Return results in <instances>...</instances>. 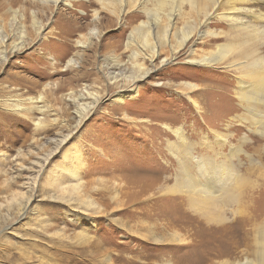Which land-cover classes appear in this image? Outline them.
<instances>
[{"label":"rangeland","instance_id":"1","mask_svg":"<svg viewBox=\"0 0 264 264\" xmlns=\"http://www.w3.org/2000/svg\"><path fill=\"white\" fill-rule=\"evenodd\" d=\"M94 10L100 14L102 34L99 40H91L81 66L67 71L65 64L77 51L72 48L73 41L87 32ZM13 11L19 13V24L12 26ZM32 11L36 22L47 24L42 37L36 35ZM136 16L133 10L117 21L96 0H66L56 7L32 0H0V27L9 36L7 45L18 41L20 33L30 45L6 54V61L0 62V264H218L230 257L253 260L251 254L244 253V240L254 222L264 224V138L237 124L225 129L227 118L240 114L231 109L236 104L235 78L225 69L187 63L183 53L136 83L133 97L115 101L118 89L99 67L108 58L127 60L123 45L131 28L142 21ZM222 26L209 28L220 30L225 28ZM79 27L86 30L73 33ZM48 31V41L43 40ZM194 45L196 40L191 43ZM85 72L91 75L82 77ZM181 83L192 84L195 90L187 93L161 85ZM48 84L64 89L55 94L43 89ZM85 86L97 92L99 102L78 124L74 108L64 96L70 88L79 91ZM16 94L24 100L44 96L53 110L46 118L49 126L45 132L37 131L30 118L20 119L2 109L6 97ZM176 128L184 130L185 139L199 157L217 155L213 131L232 135L229 147H239L242 152L234 164L247 180L241 215L227 213V223L207 225L187 212L181 196H166L163 189L174 183L178 168L167 150L168 141L177 143L171 133ZM68 133L69 138L44 165L45 156ZM243 136L247 141H241ZM44 138L51 143L44 144ZM226 149L221 148L220 153L224 150L227 154ZM67 155L80 156L73 164L80 178V187L72 196L81 202L77 212L55 200L53 188L47 185ZM42 166L41 178L31 191ZM30 197L27 211L18 219L16 204ZM47 221L44 230L42 223ZM84 230L90 239L83 245L79 237ZM54 232L61 239L55 238Z\"/></svg>","mask_w":264,"mask_h":264},{"label":"bare ground","instance_id":"2","mask_svg":"<svg viewBox=\"0 0 264 264\" xmlns=\"http://www.w3.org/2000/svg\"><path fill=\"white\" fill-rule=\"evenodd\" d=\"M32 1H39L42 4L51 3L53 7H56L60 3L65 4L66 0ZM96 1L102 10L116 17L117 21H121L124 15L133 10L137 12L135 19H142L131 28L123 45L124 51L128 54L127 60L120 62L115 57L108 58V60L105 59L103 67H99V69L103 68L100 72L104 78L118 89L115 101L133 97L136 93L133 90L136 83L147 79L162 66L171 64L183 53L186 55L184 60L187 63L203 68L225 69L235 78L233 82L236 104L231 109L240 114L227 118L225 129L229 131L237 124L240 128L243 127L250 133L256 132L264 138V0ZM17 14H19L17 11L12 12L10 21L12 26L19 22ZM31 16L36 35L42 37L43 32L48 28L47 24L36 22L33 11ZM91 18L92 21L87 30L82 27L73 29V33L83 32V30L87 32L80 34L73 41L72 48L77 51L67 60L65 64L67 71L81 66L84 51L91 46V40H99L102 34L99 30L101 22L99 12L94 10ZM209 25L216 28L223 25L225 28L212 30ZM21 32L24 31L21 30ZM3 33L4 30L0 27V62L6 61V54L18 53L29 45V42L24 40L23 33H20L18 41L11 42L8 47L9 36ZM50 33L48 31L44 34L43 40L48 41L47 35ZM193 40L194 42L196 40V45L191 46ZM48 59L50 60L51 57L49 56ZM157 60L159 62L155 63ZM145 62L150 65V68L145 65ZM90 75L85 72L81 76L85 78ZM161 85L187 93L194 91L196 87L189 83ZM47 88L55 94L64 89L59 84H48L43 89L47 90ZM44 99L42 95L35 100H24L17 94L9 95L2 102V109L10 111L20 119L30 118L37 131L45 132L49 126L46 118L51 116L53 110L48 103L44 102ZM87 100L90 102L85 103ZM64 101L74 108L75 117L80 124L99 102V98L97 92L85 86L79 91L70 88L64 96ZM54 121L56 122L57 119ZM69 133L60 137L55 149L45 156L44 165L55 150L66 142L70 136ZM171 133L176 137L177 143L168 141L167 150L176 161L178 168L173 178L174 183L163 189L166 196H181L184 201L183 207L187 208V212L197 216L207 225L227 223L230 220L227 213L233 217L241 215L243 205L246 203L242 195L247 180L239 174L234 164L242 152L239 147H229L232 135L213 131V138L218 149L215 158H210L194 155V146L185 139L182 128L171 130ZM247 139V136H243L241 141L245 142ZM44 141V144L51 143L48 138H44ZM243 142L241 143L244 144ZM221 148H227L229 152L225 154L223 150L220 153ZM79 157V155H73L71 158L68 155L63 157V161L56 166L54 177L47 180V185H50L54 195L56 194L55 200L69 206L70 212L80 211L81 206L78 199L72 198L80 187L78 170L73 167ZM218 157L222 160L216 161ZM42 170L43 166L34 178L31 191L35 188L36 181L41 178ZM249 199L247 203L254 198ZM30 200L31 197L25 203L21 201L16 204L15 212L18 219L27 211ZM83 209L86 210V208ZM48 222L42 223L44 226L42 229L46 230ZM251 226L247 239L244 240L246 241L244 253L251 254L253 260L247 258L241 261L230 260V257L218 264H264V224L254 222ZM53 236L61 239L56 232ZM89 239L86 231H82L79 237L80 243L88 244Z\"/></svg>","mask_w":264,"mask_h":264}]
</instances>
